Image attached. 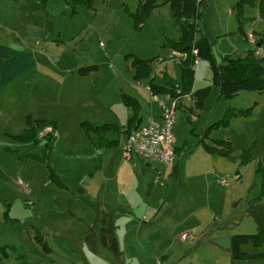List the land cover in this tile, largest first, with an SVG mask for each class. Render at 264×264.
Segmentation results:
<instances>
[{
	"label": "rangeland",
	"instance_id": "obj_1",
	"mask_svg": "<svg viewBox=\"0 0 264 264\" xmlns=\"http://www.w3.org/2000/svg\"><path fill=\"white\" fill-rule=\"evenodd\" d=\"M138 1L93 0L92 9L72 14L63 0H0V44L29 52L35 60L33 70L0 91L3 264H264V244L241 248L250 259L230 256L231 236L256 232L247 211L261 191L255 169L264 163V90L224 99L212 89L194 119L185 107L177 109L172 133L179 149L159 172L137 157L125 161L120 145L100 148L96 136L84 131L88 121L126 126L132 110L122 104V93L136 99L140 125L158 120L149 78H133L131 56L154 58L150 77L159 85L180 80L179 64L159 59L166 60L171 49L165 43L178 41L184 25L163 4L135 28L128 13L136 11ZM238 1L203 0L199 24L218 65L226 55H264L258 43L264 2L245 7L240 26ZM192 67L195 89L209 86L208 62L194 67L193 60ZM28 114L56 122L53 147L46 149L44 140L31 146L14 138L23 133ZM226 116H231L227 126L213 127ZM47 133L41 130L39 137ZM106 138L116 140L117 133ZM215 141L229 142V157L204 150L203 143L215 147ZM28 155L48 157V167ZM245 158L249 161L242 162ZM51 168L65 188L52 183ZM222 179L227 186L219 184ZM110 217L118 259L99 241L90 246L83 239L88 228L94 234Z\"/></svg>",
	"mask_w": 264,
	"mask_h": 264
},
{
	"label": "trees",
	"instance_id": "obj_2",
	"mask_svg": "<svg viewBox=\"0 0 264 264\" xmlns=\"http://www.w3.org/2000/svg\"><path fill=\"white\" fill-rule=\"evenodd\" d=\"M63 1L71 8L72 14L76 13L78 8L92 9L93 0ZM43 2L45 3L47 0H42V3ZM262 2H264V0H239L235 4V17L238 22H240V26H242V21L245 19L244 8H255ZM163 4L169 5L172 19L180 25H184L178 41H168L165 43L164 47L186 54L187 58L179 63L181 67V77L177 84L169 82L167 85H159L150 77L152 71L151 63L154 58L143 60L131 56L130 66L133 69V78H149L147 90L150 96L169 95L171 98H174L176 97L174 91L177 87L180 89V97H178L181 99L184 96H191L193 107L190 111L194 110L197 112L203 108V104L209 98L212 89H217L219 97L224 99H230L240 91L261 92L264 90V55L257 56L255 51H249L242 57H231L226 55L223 57L220 65L216 64L212 56L211 42L206 34H203V29L199 24L202 17L201 7L203 6V0H164L161 4H158L156 0H139L136 11L134 13H128L133 20L134 27L137 28L142 25L149 14ZM258 43H260V47H264V32ZM193 51H196L195 56L193 55ZM195 59L208 62L211 71V84L194 90L193 79L195 71L192 67V63ZM34 67L35 60L31 53L12 49L0 44V91L11 82L33 70ZM84 71H86V69L80 70V72ZM120 99L124 106L132 110V116L129 118L124 128H120L114 124L94 125L89 122H84L82 124L84 125V131L88 135L93 134L96 136L100 148L113 147L119 144L118 138L116 140H108L106 138L107 133L115 132L117 135L125 134L138 127L141 123L139 105L136 99L123 93ZM239 112L241 113V111H238V113L232 114L231 116H237ZM231 116L224 117L213 127L216 128L221 125L227 126ZM46 127H50V132L45 136L43 135V138H40L39 132L41 130L43 131ZM56 129L57 125L55 121L36 120L28 114L25 116V129L23 133L14 138L21 143L31 144V146L35 145V142L38 140H44L46 141V149H48L53 147L57 140ZM209 133L210 130H207L205 136L207 137ZM228 143L229 142L215 141V147H210L203 143V148L209 154L229 157L231 150ZM176 152L177 149L174 148V153L176 154ZM27 157L35 161H40L48 167V162L45 161L48 157L46 158L43 156L42 158H38L34 155H28ZM248 161L249 158L242 160V162ZM255 175L260 181L261 191L259 196L251 202L249 210L247 211V216L253 218L255 221L256 232L254 234H239L230 237V256L233 261L252 258V256L247 255L241 250L243 246L250 245L252 248L258 249L264 244V163H258L255 169ZM49 178L55 185L65 188V185L54 173L52 168L49 169ZM253 204H257V206ZM106 217L107 215H105V218ZM97 219L98 217L95 218L94 223L97 222ZM112 224L113 219L110 217L108 218V222L106 220L103 221L101 227L97 231H94V234H91L93 233L92 227L89 228L83 239L88 242L90 246L95 244V241H99L115 259H118L120 257V250ZM95 233H97V235ZM40 242H42L41 239ZM42 246L44 247V244H42ZM5 257V247H0V264H3L2 261Z\"/></svg>",
	"mask_w": 264,
	"mask_h": 264
},
{
	"label": "built area",
	"instance_id": "obj_3",
	"mask_svg": "<svg viewBox=\"0 0 264 264\" xmlns=\"http://www.w3.org/2000/svg\"><path fill=\"white\" fill-rule=\"evenodd\" d=\"M196 55V51H193ZM187 58L186 54L176 50H169L165 59H159V63L174 61L180 63ZM199 63V60H194V67ZM174 94L176 97L171 98L169 95H163L162 99L158 96H150L152 102L157 103L159 107L158 120H150L144 125H139L130 132L125 133L122 145L121 155L125 161H131L134 157L144 161L148 166L157 170L159 166L167 167L175 160L174 148L176 139L172 133L176 119V110L179 106L180 89L176 87ZM179 96V97H178ZM196 116V111H190L191 119ZM49 127L43 130L47 133ZM42 136V135H41ZM235 181L239 180V175L233 177ZM222 186H227L228 182L225 179L219 181Z\"/></svg>",
	"mask_w": 264,
	"mask_h": 264
},
{
	"label": "crops",
	"instance_id": "obj_4",
	"mask_svg": "<svg viewBox=\"0 0 264 264\" xmlns=\"http://www.w3.org/2000/svg\"><path fill=\"white\" fill-rule=\"evenodd\" d=\"M252 22H255V20L254 19H252ZM166 52H167V49H166ZM179 82V81H178ZM178 82H176V83H178ZM172 83V82H171ZM176 83H174V84H176ZM193 89L195 90V87H194V84H193ZM185 99H190V103L188 104V105H184L183 104V101L185 100ZM182 107H185V111H186V113L187 112H190V109L193 107V100H192V98H191V96H187V97H182L181 99H180V102H179V106H178V108L177 109H180V110H183L182 109ZM187 109V110H186ZM177 111V110H176ZM198 114V113H197ZM131 116H132V113H131ZM130 116V117H131ZM129 117V118H130ZM141 117V116H140ZM159 117V116H158ZM129 120V119H128ZM128 120H127V122H128ZM142 120V119H141ZM176 120V119H175ZM89 122V121H88ZM89 123H92V124H94V125H101V124H97L95 121H91V122H89ZM103 124H114V123H103ZM114 125H117L116 123L114 124ZM126 125H127V123H126ZM118 127H120V128H124L125 127V125L123 126H121V125H117ZM93 135V134H92ZM108 136V135H107ZM124 136H125V134H120V135H117V138L119 139V144L118 145H122V142H123V139H124ZM209 136V135H208ZM207 136V137H208ZM176 139V138H175ZM111 140V139H110ZM186 142H184V144H185ZM176 144H177V139H176ZM117 145V146H118ZM175 148L178 150L179 148L178 147H176V145H175ZM132 161V160H131ZM128 162H130V161H128ZM136 163H139V162H136ZM102 166H103V164H101ZM159 170L160 169H157V170H155V171H157V172H159ZM159 174V173H158ZM92 179H94V177L92 176ZM93 185V183L91 184V185H89V188H91V186ZM103 213V212H102ZM99 221V219H97V222ZM96 222V223H97ZM95 223V224H96ZM94 224V223H93ZM102 225V224H101ZM89 229V228H88Z\"/></svg>",
	"mask_w": 264,
	"mask_h": 264
}]
</instances>
